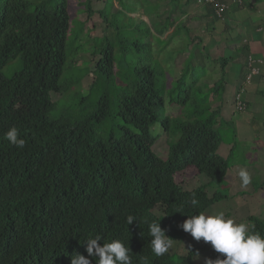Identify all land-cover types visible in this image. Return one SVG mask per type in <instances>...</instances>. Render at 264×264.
Returning <instances> with one entry per match:
<instances>
[{
	"label": "trees",
	"instance_id": "trees-1",
	"mask_svg": "<svg viewBox=\"0 0 264 264\" xmlns=\"http://www.w3.org/2000/svg\"><path fill=\"white\" fill-rule=\"evenodd\" d=\"M35 1L39 0H0V264H71L74 254L96 264L98 258L88 256L84 242L95 235L103 238L98 242L101 246L104 241L121 240L131 250L132 264H140L141 255L149 264H194L195 248L187 256L168 252L156 256L150 247L149 224L160 221L168 237L182 239L179 222L226 198L221 194L208 198L206 189L222 184L231 168L236 141L226 159L218 151L223 143L220 130L229 124L222 118L221 99L228 87L230 63L237 68L235 60L216 59L219 79L209 88L203 82L207 66L195 65L196 52L201 56L195 49L203 44L199 36V41L192 38L187 57L194 63L189 65L190 73L184 63L168 89H155L156 74L149 63L137 72L139 81L133 86L118 80L120 87L127 88L114 113L125 124L124 134L102 140L96 129L109 116L108 96L83 120L53 114L57 101L51 96L63 92L59 79L67 58L70 14L66 0L53 10L48 8L49 0ZM114 2L122 8L121 2ZM125 4V14L142 8L140 0ZM88 12L92 14V9ZM211 13L210 21H219ZM243 51L245 63L236 91L237 82L243 84L250 74L248 57H254L250 51L247 56L248 45ZM17 58L21 68L8 79L2 70ZM213 60L210 57L209 64H215ZM94 68L90 91L118 77L111 50L100 54ZM194 71L202 75L195 76ZM169 106L178 114L167 116ZM156 124L169 138L165 159L153 151L159 140L151 133ZM12 126L25 140L22 149L5 139ZM191 167L208 183L185 191L175 176ZM193 195L196 207L190 204ZM157 207H161L159 216L154 214ZM129 214L137 218L131 225L126 223ZM251 230L264 236V222L256 221ZM217 258L224 257L215 253L212 260Z\"/></svg>",
	"mask_w": 264,
	"mask_h": 264
},
{
	"label": "rangeland",
	"instance_id": "rangeland-1",
	"mask_svg": "<svg viewBox=\"0 0 264 264\" xmlns=\"http://www.w3.org/2000/svg\"><path fill=\"white\" fill-rule=\"evenodd\" d=\"M49 1L50 5L48 8L51 10L61 2V0ZM66 1L68 3L71 26L70 33L67 37V58L59 79V84L63 87V92L60 97L56 95L51 96L54 102L57 101L53 114L57 118L68 115L72 121L83 120L94 114L101 107V104L104 102L103 97L106 95L108 96L109 116L97 127L96 136L102 140H107L111 136L122 138L124 134L122 127L125 124L120 118L115 117L114 113H116L115 107L117 102L127 88L120 87L118 80H121L120 82L127 86H133L139 81L137 72L141 67L149 63L156 74L155 89L158 90L165 86L168 89L169 85L176 79V67L180 58L185 59L184 61H186L185 64L187 67L185 69L186 73H190L189 65L192 64L194 66L192 59H187L191 49L184 50V42L179 46L181 50L170 49L161 54L157 53L158 47H144L143 44L147 43V40L145 41L146 31L141 26L139 19L134 18V16H127L126 14L128 12L126 14L122 13L127 9L125 0H117L119 4L121 2L122 8L120 6L118 7L117 4L115 5L114 0ZM140 1L143 10H147V12L154 11L158 8L151 1ZM37 2L35 1V3ZM89 9H92V14H89ZM257 23L256 20L252 26L250 24L249 26L238 25L236 32L244 33L237 34L234 32L231 34L234 43L241 45L242 40L250 39L251 34H253V39H260L264 36V33H257L264 32L256 31L255 25ZM200 37L202 38L203 44L195 50L201 54V56L199 55L201 64L204 67L207 66L205 67L206 76L204 82L210 88L219 79V66L216 64V59L220 56L222 57L223 52L215 47L218 46L215 45V43H218V40H216L217 35L214 32L200 34ZM107 50H111L113 53L115 71H118V77L115 76V82L106 86L97 84L90 91V86L95 78L93 75L95 63L100 59V54ZM243 53L244 51L241 50L232 54L234 56L233 60L238 58L234 64L239 71L242 69ZM196 54L198 53L196 52ZM225 55L229 57L230 52H226ZM210 57L214 59L215 64L212 62L209 64ZM20 68L21 60L17 58L5 66L2 73L9 79ZM194 75L199 76L202 74L199 71H194ZM229 85L228 83V87ZM254 85L261 88L264 87V83L257 84L256 81H254ZM89 91L90 95H85ZM231 91L232 88L227 91V96L223 95L221 99L223 107L227 108L223 112V119L229 121V124H223L220 130L223 143L218 152L222 158H227L232 148V143L236 141L235 149L229 160L231 168L223 184H211L207 189L208 198L212 197L217 190L229 197L227 200L216 203L206 214L223 212L226 218H231L237 223L244 222L249 226L247 219L251 216H256V218L264 221V99L261 95L259 97L246 95L245 98L248 102L247 110L243 113L237 112L233 114V97ZM85 97L87 99L83 101ZM166 114L169 117L177 115L178 109L169 106ZM127 128L131 132H134L132 127L127 126ZM151 133L153 136L159 137V140L153 147L154 153L159 158L165 159L169 147L168 136L162 132L160 124L154 125L151 128ZM241 169L248 171L252 178V182L246 187L242 186L239 177V171ZM175 181L183 189L188 191L197 189L201 185L208 183L207 178L204 175H199L193 167L177 174ZM160 211L161 207H157L154 210V214L159 216L161 215ZM182 223H179V225ZM195 241L187 233L183 240L173 241L172 247L168 252L170 254L185 256L192 245L198 246L199 241ZM202 243L206 245L203 241ZM206 246L208 249L203 251L194 260L195 264H205L206 260L211 259L214 250L209 243Z\"/></svg>",
	"mask_w": 264,
	"mask_h": 264
},
{
	"label": "clouds",
	"instance_id": "clouds-1",
	"mask_svg": "<svg viewBox=\"0 0 264 264\" xmlns=\"http://www.w3.org/2000/svg\"><path fill=\"white\" fill-rule=\"evenodd\" d=\"M220 2L225 4L222 1ZM198 4L211 10V8L203 4L201 0H198ZM237 4L239 6H243L244 3L243 1L237 0ZM228 10L229 7L227 6V10L222 18L216 17L214 12L212 10L211 11L213 12L214 16L218 18V20H223ZM261 30L262 29H260V31ZM256 79L258 78L255 77L248 81L247 77V79L244 80L243 84L242 82L237 83L236 87L238 88V90H235V93L233 95V114L237 112L243 113L246 111L247 101H244V96L245 93L248 91V87H250L251 83H253L252 81H256ZM238 95L240 96L239 100L244 107L243 110L237 109L236 100ZM261 96L264 99V96L262 94ZM5 139L11 145L17 148L22 149L25 146V140L20 137L19 130L15 126L10 127L6 131ZM239 177L242 182V186L246 187L252 182L250 174L244 169H241L239 171ZM215 194L223 195L219 192V190H217L214 195ZM223 196L226 198H223L222 200H227L229 197L225 195ZM190 204L193 207H196L198 205V201L194 195L190 201ZM212 207L209 208L207 211L211 210ZM206 212H199L196 215H188V218L186 220L181 221L183 222L182 224L179 225V223L181 222L178 223V227L183 230L184 235L182 239L175 240L181 241L186 237L187 233H189L194 240L199 241V243L197 242L198 246L192 245L188 251L189 253L192 248L196 249V256L193 258V262L200 256L201 253H203V251H206L208 249L206 245H208L209 243V245L213 248L214 252L212 254L211 259L206 260L205 264H264V236L254 230H251L253 227H255L256 221L264 222L263 220L256 218V216H251L247 219L249 224L248 226L244 222L237 223L231 218H226L223 212L216 214H206ZM251 218H255L254 220L256 221L252 220ZM134 220H137L134 215H126L127 225H131ZM149 235L151 236V251L156 256H162L166 252H168L169 249L172 247L173 241H175L166 235V230L161 228L160 221H152L149 224ZM102 239L103 238L100 235H95L90 236L84 241L86 242V251L88 253V256L98 258L96 260V264H132V259L130 255L131 250L128 246H125V244L121 240L116 239L110 242H105L103 240L104 242L101 246V244L98 242ZM202 241L206 245H203ZM188 253L185 256H187ZM215 253L224 258H217L215 260H212ZM170 255L181 256L177 254ZM71 264H91V261L84 255L74 254L71 258ZM140 264H149L148 258L146 256L141 255Z\"/></svg>",
	"mask_w": 264,
	"mask_h": 264
},
{
	"label": "crops",
	"instance_id": "crops-1",
	"mask_svg": "<svg viewBox=\"0 0 264 264\" xmlns=\"http://www.w3.org/2000/svg\"><path fill=\"white\" fill-rule=\"evenodd\" d=\"M146 1H151V3L155 4L156 7L158 6V8L154 11L147 12V10H143L142 7L134 13L130 11L126 15L132 17L134 16V18L141 21L140 24L146 31L145 41L147 40V44L150 48L158 47V54L164 53L170 49L181 50L179 46L182 45L183 42L185 44V47L183 48L184 50L188 48L191 49L192 38L193 41H199L200 34H206V32H214L217 35L216 40H218V43H215V45L218 46L215 47L218 50H222V57L234 59V56L232 54L241 50L243 51V46L248 45L247 56L250 51L254 55V57L264 60V36H262L260 39H253V34H251L250 39L242 40L243 42L241 43V45L234 43L233 39L231 38V34L236 32V28H238V25L249 26L250 24V26H252L254 21L257 20L258 23L257 25H255L256 31H260V29H262L261 26L264 25V1L242 0L244 3L243 6H239L237 4V0H220L229 7V10L223 20L216 21L215 23L210 21V17H212L211 10L202 5H199L198 0ZM116 4L117 3L115 2V5ZM261 21L262 23H260ZM165 26H167V28ZM257 26H259L260 28ZM148 30L149 32H151L150 34L149 32L147 34ZM261 31H264V29ZM236 33L242 34L244 32ZM257 33L262 34L264 32ZM226 52H230L229 57H226ZM189 57H191V55ZM194 58L196 60L195 65L201 63L199 54H196ZM237 59L238 58H236L235 61ZM184 60L185 59L181 58L178 60V70L183 68V64L185 63ZM232 62L230 63V69L227 76V81L230 85L225 90L224 95L227 96V91L232 88L231 94L233 97V94L236 90L234 86L240 76V73L238 68H235ZM243 63H245V58H243ZM256 82L257 84L264 83V80L258 81L256 79ZM257 94L258 96H260L261 94L264 96V87H258L257 85H254L253 82V84L248 87L247 95L257 96ZM225 109L227 108L223 107L222 103V118Z\"/></svg>",
	"mask_w": 264,
	"mask_h": 264
},
{
	"label": "built area",
	"instance_id": "built-area-1",
	"mask_svg": "<svg viewBox=\"0 0 264 264\" xmlns=\"http://www.w3.org/2000/svg\"><path fill=\"white\" fill-rule=\"evenodd\" d=\"M203 4L211 8V10L214 12L216 17L222 18L224 13L227 10V6L223 3H221L218 0H201ZM248 67L250 68V74L248 76V81L251 79L257 77L264 80V60L260 58L255 57H248L247 59ZM240 96H237V109L243 110L244 107L242 103L240 102Z\"/></svg>",
	"mask_w": 264,
	"mask_h": 264
}]
</instances>
